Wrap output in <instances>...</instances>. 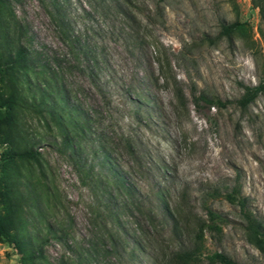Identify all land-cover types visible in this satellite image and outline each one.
Here are the masks:
<instances>
[{
  "label": "rangeland",
  "instance_id": "1",
  "mask_svg": "<svg viewBox=\"0 0 264 264\" xmlns=\"http://www.w3.org/2000/svg\"><path fill=\"white\" fill-rule=\"evenodd\" d=\"M121 1L134 10L142 29L135 22H125L121 14L99 8L98 0H56L67 16L74 43L106 52L112 91L109 105L87 74L74 68L80 60L88 64V59L82 54L75 57L42 0H12L11 8L3 6L0 56L7 57L13 47L4 37L10 32L16 41L22 27L28 32L24 44L33 53L56 55L64 66L71 67L67 77L75 98L82 109L94 113L97 133L107 137L116 168L124 170L133 183V198L139 200L141 210L136 220L151 243L145 245L128 223V231L114 234L121 254L105 251L92 188L81 183L79 169L60 145L61 131L34 110L18 107L10 131L0 122V155L6 148L38 149L36 159L10 164L8 179L23 185L30 177L40 183L37 191L44 200L51 201L53 194L57 206L42 216V223L71 220L69 243H77L81 249L94 246L92 264H165L170 249L178 245L177 237L186 240L194 232L196 215L190 208L195 205L204 215L203 196L214 187L231 185L238 175L250 209L264 222V93L247 109L235 103L210 107L200 99L203 94L235 100L244 85L261 81L264 20L253 0H132L131 5ZM236 19L249 25L246 33H234L232 39L220 36L222 24ZM145 31L146 42L134 48L132 43ZM101 76L106 79L104 73ZM176 84L184 89V99L178 98ZM128 87L134 91L131 99L122 94ZM9 94V87L0 80V96ZM122 137L130 138L135 154ZM94 152L95 146L87 143V167L95 177L108 174V166L100 163L103 157ZM4 178L0 167V179ZM166 202L180 215L181 230L177 228V232L170 219L161 232L152 230L146 219L158 212L156 224L161 229ZM210 203L229 222L220 239L208 233L206 252H225L240 264H264V252L251 241L240 209L222 198L210 199ZM42 208L48 209L46 204ZM20 211L23 214V208ZM21 216L16 214V220L22 221ZM0 264H24L21 254L6 240L0 241ZM36 264L73 262L53 239Z\"/></svg>",
  "mask_w": 264,
  "mask_h": 264
},
{
  "label": "trees",
  "instance_id": "2",
  "mask_svg": "<svg viewBox=\"0 0 264 264\" xmlns=\"http://www.w3.org/2000/svg\"><path fill=\"white\" fill-rule=\"evenodd\" d=\"M42 1L64 38L71 44L75 57L79 58V54H82L83 59H88V64L83 65V61L80 60L74 68L87 74L92 84L101 94L103 93L105 104L109 105L112 101V91L108 85L111 82L108 77L110 71L108 61L105 58L106 52L96 46L74 43L67 16L62 11L59 3H56V0ZM124 2L127 5L133 4L132 0H124ZM253 2L260 9L264 20V0H253ZM97 4L99 8H105L111 14L115 12L121 14L125 22H135L138 28L142 29V23L134 14V10L125 7L121 0H98ZM3 6L11 8L12 0H0L1 19ZM93 6L97 10L96 5ZM11 20L14 24L16 23L15 19ZM127 26L130 30L132 29L129 23ZM248 29L249 25L246 22L236 19L232 22L223 23L219 35L232 39L234 33L244 34ZM27 34L28 32L20 27V34L16 41L10 32L4 37L5 39L3 38L9 45L13 44V47L7 57L0 56V80L4 81L10 89L9 96H0L1 126L6 125L8 127L6 131L11 130L12 125L16 123V110L20 106L34 110L48 123H53L61 131L60 145L64 150H68L71 160L79 169L81 183L92 188L94 192L95 204L98 207L95 210H97L103 225L102 236L105 238V251L121 254V247L114 234L115 232L128 231L126 228L128 223L134 226L132 229L137 231L136 234L141 237L145 245L150 244L151 240L144 232L145 229H142L139 221L136 220V215L141 210L139 200L133 198L134 185L128 181L124 170L116 168L117 162L111 158L112 153L107 145V137L97 133V120L94 113L82 109L78 99L75 98L71 81L67 77L71 67L64 66L56 55L47 54L44 57L36 51L33 53L32 49L23 41V37ZM147 34L145 31L137 36L135 44L132 43V46L138 48V44L145 43ZM1 39L2 36L0 35V44L2 43ZM101 73H104L105 80L102 79V76L100 77ZM176 91L178 98H185L184 89L177 84ZM263 93L264 77L256 85H244V91L238 99H212L203 94L200 95V99L210 107H227L235 103L242 109H247ZM122 94L131 99L134 94L133 88L128 87ZM122 138L129 151L135 154L130 138ZM89 142L92 146H95L94 154L103 157V161L101 160L100 163L108 166V174L95 177L96 175L84 162V152L86 144ZM38 155V149L31 147L22 150L6 148L0 155V167L5 172V178L0 179V241L6 240L14 246L21 254V262L24 264H28L29 261L36 264L38 260L42 259L44 248L53 239L61 244L73 264H92L94 259L92 254L95 252L94 246L81 249L78 248L77 243H69L68 239L73 234L71 220L42 223V216H47V212L57 206L56 202L53 203V194L51 193V201L45 197L44 200L43 196L37 191V186L40 183L36 180L33 181L30 177H27L23 185L22 182L16 185L8 179V170L6 169L10 164L19 159H36ZM92 180L94 181L93 185L91 184ZM203 197L202 210L205 212L204 215L199 214V209L195 205L190 208V212L196 215L194 232L186 240L182 239V235L177 237L178 245L170 249V252L166 255L165 264H240L225 252L216 251L212 254L206 252L208 233L211 238L220 239L224 234V225L229 222L228 217L210 203V199L215 200L218 198H222L240 209L251 241L264 252V222L250 209L249 199L243 192L239 175L231 185L226 186L224 189L214 187ZM131 198L133 199L131 200ZM22 203H25L27 208ZM43 204L48 207L47 211L43 210ZM165 206L164 212H161L165 215L160 222L161 229H158L159 226L156 224L159 218L158 212L153 211L152 214L147 215L146 219L151 224L152 230L156 232L165 229L169 223L168 219H170L177 232L180 229V220L178 219L180 215L167 202ZM22 208L23 214L20 211ZM16 214L22 215V221L16 220ZM34 218H38L39 221L36 223ZM19 223H22L20 229L18 227ZM119 229L121 230L119 231ZM154 264L158 263L155 262Z\"/></svg>",
  "mask_w": 264,
  "mask_h": 264
}]
</instances>
